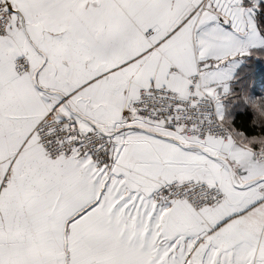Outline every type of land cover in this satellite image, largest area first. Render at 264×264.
Masks as SVG:
<instances>
[{
	"label": "snow or ice",
	"instance_id": "1",
	"mask_svg": "<svg viewBox=\"0 0 264 264\" xmlns=\"http://www.w3.org/2000/svg\"><path fill=\"white\" fill-rule=\"evenodd\" d=\"M261 65L264 0H0V264H264Z\"/></svg>",
	"mask_w": 264,
	"mask_h": 264
},
{
	"label": "trees",
	"instance_id": "2",
	"mask_svg": "<svg viewBox=\"0 0 264 264\" xmlns=\"http://www.w3.org/2000/svg\"><path fill=\"white\" fill-rule=\"evenodd\" d=\"M255 78L257 80L258 87H264V65L256 68ZM230 102V100L225 101V115L226 117H230L229 119L231 120L232 127L238 131H243L246 136L255 134L257 129L255 126H250L249 122L253 119L256 123H258L256 121V112L254 110L251 111V109L248 107L242 106L240 103L231 104ZM259 131L264 132V126H261Z\"/></svg>",
	"mask_w": 264,
	"mask_h": 264
},
{
	"label": "rangeland",
	"instance_id": "3",
	"mask_svg": "<svg viewBox=\"0 0 264 264\" xmlns=\"http://www.w3.org/2000/svg\"><path fill=\"white\" fill-rule=\"evenodd\" d=\"M253 85L255 87H258L256 78L253 80ZM260 87V86H259ZM263 87V86H261ZM231 101L230 103L234 104L236 102H233L231 98H229ZM250 108L256 112V121L260 124H264V119L261 118V113H264V99H255L250 102ZM230 118V117H228Z\"/></svg>",
	"mask_w": 264,
	"mask_h": 264
},
{
	"label": "clouds",
	"instance_id": "4",
	"mask_svg": "<svg viewBox=\"0 0 264 264\" xmlns=\"http://www.w3.org/2000/svg\"><path fill=\"white\" fill-rule=\"evenodd\" d=\"M261 118L264 119V113H261ZM249 142L250 143L255 142L264 145V136L249 138Z\"/></svg>",
	"mask_w": 264,
	"mask_h": 264
}]
</instances>
